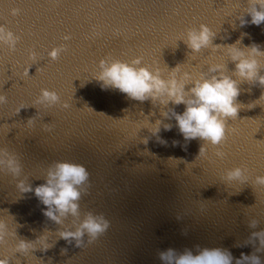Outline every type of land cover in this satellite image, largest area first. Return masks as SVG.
<instances>
[{"label":"water","instance_id":"95a60500","mask_svg":"<svg viewBox=\"0 0 264 264\" xmlns=\"http://www.w3.org/2000/svg\"><path fill=\"white\" fill-rule=\"evenodd\" d=\"M247 6L248 0H0V25L20 37L15 50L0 42V94L7 97L0 104V148L23 165L19 177L0 168V220L14 233L0 243V258L10 264H162L159 251L197 254L199 245L229 250L235 264L241 253L255 252L259 240L252 244L249 237L264 230V187L254 185L264 175V99L250 104L264 87L239 83L241 108L227 120V141L216 146L226 154L221 159L210 143L198 157L205 142L185 141L174 117L162 115L168 108L182 113L184 104L134 100L93 77L101 59L130 63L138 56L141 66L159 67L165 77L181 65L194 80L213 63L227 64L231 75L235 63L226 48L196 53L184 40L189 28L205 23L216 32L214 44L240 40L241 48L255 43L264 50V23L241 26V15L251 21ZM61 45L66 50L53 60L48 53ZM43 88L57 91L60 103L33 106ZM64 101L70 107H62ZM157 120L160 132L153 134ZM61 160L90 173L80 217L69 216L63 225L43 214L46 206L34 192ZM237 166H247L248 180L224 179ZM19 180L33 191H20ZM89 211L110 221L104 234L91 243L86 234L81 247L60 238V230H74ZM44 233L46 251L39 243L26 255L16 251L19 239L36 241ZM256 255L264 264V251Z\"/></svg>","mask_w":264,"mask_h":264},{"label":"clouds","instance_id":"9594fccd","mask_svg":"<svg viewBox=\"0 0 264 264\" xmlns=\"http://www.w3.org/2000/svg\"><path fill=\"white\" fill-rule=\"evenodd\" d=\"M18 8L12 9L13 15L19 13ZM245 12L251 16V21L244 19V15L239 17L241 26L248 23L261 25L264 23V0H248V6ZM216 32L209 25L201 23L199 27H191L187 30V39L184 40L192 52L199 53L202 49H227L230 60L235 63L233 73L230 75L227 71V64L213 63L208 66L207 73H202L199 78L192 79L190 72L181 73V65L168 71V76L163 75L159 67L153 69L150 66H141L143 57L138 56L130 63L120 59H101L99 62V71L93 76L97 81L102 82L101 87L118 89L129 98L145 101L151 98L153 103L167 106L170 102L174 105H185L182 113L176 112L174 108H168L162 111L166 118H173L177 122L179 132L183 135L185 141L199 138L205 143L201 145L198 157L206 153L205 145L210 143L212 146H221L227 139L230 132L227 123L228 118L236 119L241 108L237 102L240 95L239 83L248 81L253 84L258 83L264 87V64L260 57H264V50L257 44L250 47L241 48V43L237 40L234 44L220 45L214 44L213 39ZM20 37L13 31L0 25V42L15 50ZM65 40L71 39L70 35L64 36ZM67 45L54 47L48 55L57 60ZM36 52L32 51L30 56L36 58ZM28 75V69H25ZM233 75L237 79L233 78ZM191 85V87H187ZM264 99V92L261 93L258 100L253 102L251 107H255L257 101ZM61 97L55 90L48 88L41 89V94L37 97L33 106L44 105L51 107L60 103ZM7 97L0 94V104L6 103ZM24 106H21V108ZM62 107H70L67 101H64ZM19 111V109H18ZM29 119L28 123H32ZM161 120H157L153 134L160 132ZM46 130L51 131V127L45 125ZM165 130H171L172 124H163ZM147 142V141H146ZM166 143V141H162ZM174 144L178 143L173 141ZM216 156L223 159L225 152L221 147H216ZM0 168L11 173L14 177H19L23 170V165L19 157L10 152L7 148H0ZM247 166H237L226 171L224 179L229 182L239 181L241 183L248 180L246 175ZM90 173L87 168L78 162L61 160L53 162L47 169L45 183L35 187L34 192L39 201L46 207L43 214L54 221L56 224L63 225L65 219L69 216L80 217V203L83 192L87 191L85 185L89 184ZM254 185L264 187V175L255 177ZM17 187L22 192H32L33 187L25 180H19ZM257 221L252 220L250 227L255 228ZM110 226V221L101 214L89 211L84 219L79 222L75 229L64 228L59 231L60 238L66 240L69 244L75 241L77 247L84 245V237L87 234L88 242L91 243L104 234ZM46 233V232H45ZM45 233L37 238L36 241L19 239L16 244V251L22 254H28L30 250L37 247V243L46 251L50 245ZM14 235L8 228L7 221L0 220V243H6V237ZM259 240V247L251 255L241 253L239 258H235V264H262L261 258L256 252L264 251V230L252 232L249 237V243L255 244ZM197 254L192 250L186 249L178 253L175 249L169 248L158 252V257L162 264H233V255L229 250L222 248H200ZM66 252L67 249H63ZM0 264H10L8 258H0Z\"/></svg>","mask_w":264,"mask_h":264}]
</instances>
